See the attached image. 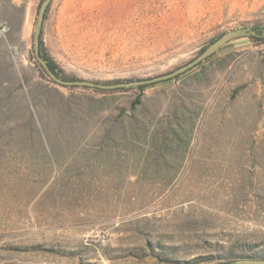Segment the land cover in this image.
<instances>
[{"label": "rangeland", "instance_id": "1", "mask_svg": "<svg viewBox=\"0 0 264 264\" xmlns=\"http://www.w3.org/2000/svg\"><path fill=\"white\" fill-rule=\"evenodd\" d=\"M40 2L0 0V102L17 107L0 139V264L264 247V41L231 39L143 88L62 86L32 57ZM244 26L264 27V0H51L41 35L66 74L103 82L169 72Z\"/></svg>", "mask_w": 264, "mask_h": 264}, {"label": "water", "instance_id": "2", "mask_svg": "<svg viewBox=\"0 0 264 264\" xmlns=\"http://www.w3.org/2000/svg\"><path fill=\"white\" fill-rule=\"evenodd\" d=\"M51 0H41L37 12V17L34 25V34H33V53L37 61L44 69V71L49 75V77L59 84L64 85H84L90 87H100V88H117V87H128V86H137L141 84L152 83L159 80H164L175 76L177 74L183 73L188 69L194 67L200 61L212 55L214 52L219 50L223 45L229 42L231 39L242 37V36H264V27L255 28V27H236L222 32L217 38L210 42L201 52H199L195 57L187 61L186 63L172 69L169 72L162 73L159 75L151 76L148 78L142 79H129L124 81L112 82V83H102L96 82L89 79H63L56 75L55 72L49 67L47 61L41 56L39 50V37L42 29V24L44 21L46 10L50 4ZM9 101H1L0 107H3L5 103ZM221 264H264V260H257L251 258H238L235 260L223 262Z\"/></svg>", "mask_w": 264, "mask_h": 264}, {"label": "trees", "instance_id": "3", "mask_svg": "<svg viewBox=\"0 0 264 264\" xmlns=\"http://www.w3.org/2000/svg\"><path fill=\"white\" fill-rule=\"evenodd\" d=\"M46 12H47V10H46ZM45 15H46V13H45ZM255 28H260V27H255ZM41 34H42V29H41V33H40V37H39V50H40V54L47 61L49 67L53 70V72H55L56 75H58L59 77H61L63 79H81V78L69 76L55 62V60L47 52V50H46V48L44 46V41L42 39V35ZM218 36L214 37L210 42H212ZM250 37L251 38H257L259 40L264 41V36H250ZM206 46H204L203 48H201L199 52H201ZM214 54H215V52L212 55H210L209 57H207L204 60L200 61L195 66L202 64L203 61L208 60ZM32 57L34 58L35 62L37 63L38 70L40 71L41 75L46 76L49 81L56 83L44 71V69L41 67V65L37 61L36 57L35 56H32ZM190 69H188V70H190ZM181 74L182 73L177 74V75H175V77H178ZM166 80H168V79H164L162 81H166ZM118 81H123V80H111V81L106 80V81H103L102 83H112V82H118ZM96 82H98V81H96ZM156 82H158V81H155L153 83H156ZM56 84H59V83H56ZM150 84H152V83L137 85V87L138 88H143V87H146L147 85H150ZM59 85L67 86V85H64V84H59ZM86 87H90V86H86ZM90 88L99 89V90H111V89L124 88V87H117V88L90 87ZM37 90H38V94H40L41 97L46 96L50 92V88L48 87V85L45 84V83H43V82H41L39 84V86L37 87ZM47 104H48V102H44L43 103V107H47L48 106ZM64 106H65L64 112L67 113L71 108H70V106L68 105L67 102L62 107H64ZM16 108L17 107H15L14 105H12V103H8L5 109H2L0 107V136L2 135L0 137V139L4 138L6 136V130L4 129V125L6 124V121L4 122V119L10 113L16 112V110H17ZM26 123L32 125L31 118L26 119ZM256 246H257L256 243H252L251 241H246V242H244V243H242L240 245H234V247H230V248L224 249L223 255H220V256H213V257H209V256H199V257H196V258H194L192 260H182V261L180 259H175L174 257H168V258H165V260H168L169 262L179 263V264H195V263L211 262V261L213 263H210V264H221L223 262L235 260V259H238V258H251V259H257V260H264V247L257 248ZM235 247H238V249H236ZM214 260H218V261H214Z\"/></svg>", "mask_w": 264, "mask_h": 264}, {"label": "built area", "instance_id": "4", "mask_svg": "<svg viewBox=\"0 0 264 264\" xmlns=\"http://www.w3.org/2000/svg\"><path fill=\"white\" fill-rule=\"evenodd\" d=\"M5 28H6V27H5V26H3V27H2V30H5Z\"/></svg>", "mask_w": 264, "mask_h": 264}]
</instances>
